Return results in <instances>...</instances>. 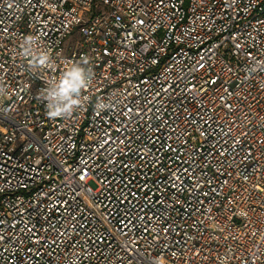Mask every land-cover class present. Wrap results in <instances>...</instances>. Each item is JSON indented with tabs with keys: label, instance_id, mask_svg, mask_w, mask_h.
<instances>
[{
	"label": "built area",
	"instance_id": "obj_1",
	"mask_svg": "<svg viewBox=\"0 0 264 264\" xmlns=\"http://www.w3.org/2000/svg\"><path fill=\"white\" fill-rule=\"evenodd\" d=\"M0 82V264H264V0H0Z\"/></svg>",
	"mask_w": 264,
	"mask_h": 264
},
{
	"label": "clouds",
	"instance_id": "obj_2",
	"mask_svg": "<svg viewBox=\"0 0 264 264\" xmlns=\"http://www.w3.org/2000/svg\"><path fill=\"white\" fill-rule=\"evenodd\" d=\"M20 55L28 59L33 67L44 68L52 65V54L42 47L39 36L28 35L19 44ZM95 73L87 57L78 61H69L64 70L40 90L39 99L45 105L46 115L50 119H68L82 110L91 97L85 93L91 88ZM9 95L8 88L0 82V98ZM97 110L107 105L98 100Z\"/></svg>",
	"mask_w": 264,
	"mask_h": 264
}]
</instances>
